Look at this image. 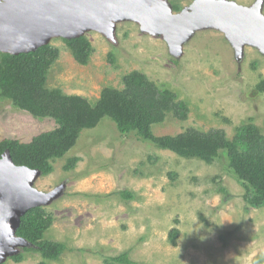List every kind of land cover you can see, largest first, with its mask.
<instances>
[{"label":"rangeland","instance_id":"374dc122","mask_svg":"<svg viewBox=\"0 0 264 264\" xmlns=\"http://www.w3.org/2000/svg\"><path fill=\"white\" fill-rule=\"evenodd\" d=\"M168 1L180 11L193 0ZM231 1L249 6L255 0ZM84 36L91 45L85 64L62 38L49 41L58 55L45 68L46 89L82 97L93 107L105 88L121 89L123 76L136 70L188 108L183 120L168 114L154 123V135L193 127L221 129L232 139L249 118L264 134V92L257 89L264 55L256 48L245 46L237 61L221 32L200 30L176 58L161 35L144 33L131 21L116 23L113 41L95 31ZM56 126L53 118L35 116L0 94V142L30 144ZM48 161L51 171L39 174L33 186L44 192L63 188L41 205L51 218L43 238L65 244L57 258L45 259L48 264H107L106 257L122 252L137 264H264V207L243 200L225 152L209 162L183 157L134 132L121 133L111 117L101 115L62 157ZM121 190L134 197L121 198ZM172 228L178 230L174 242L168 237ZM24 248L18 247L20 260L7 257L3 264L43 259Z\"/></svg>","mask_w":264,"mask_h":264},{"label":"trees","instance_id":"16d2710c","mask_svg":"<svg viewBox=\"0 0 264 264\" xmlns=\"http://www.w3.org/2000/svg\"><path fill=\"white\" fill-rule=\"evenodd\" d=\"M173 11L179 7L172 4ZM73 57L85 64L91 52V45L82 35L63 39ZM58 55L51 44L41 45L33 51L9 54L0 51V94L10 97L13 102L29 110L38 117H51L56 128L41 133L30 144L3 140L0 155L8 149L16 165H25L40 170L41 174L51 171L49 159L62 157L73 145L83 128L91 127L102 115H107L116 123L121 133L134 132L143 139L152 141L160 148L169 149L183 157H197L209 162L213 157L225 152L227 167L243 186V200L254 208L264 207V134L249 118L238 127L232 139H228L221 129L201 131L190 127L176 135L156 136L152 125L162 121L168 114L183 120L187 117V105L177 100L176 94L151 81L139 71L123 76L121 89L107 87L102 96L91 106L84 98L64 95L59 90H48L44 84L45 68ZM257 89L264 92V78ZM76 158H69L65 168H71ZM219 191L226 193L224 187ZM123 199L133 198L127 190L117 192ZM41 206L31 207L21 216L16 235L25 238L32 246L24 250H36L42 260L36 264H48L45 259L57 258L65 244L43 238V231L50 222ZM178 230L169 231V240L174 242ZM20 260L22 253L11 256ZM107 264H137L126 252L105 258ZM3 264V263H1Z\"/></svg>","mask_w":264,"mask_h":264},{"label":"water","instance_id":"95a60500","mask_svg":"<svg viewBox=\"0 0 264 264\" xmlns=\"http://www.w3.org/2000/svg\"><path fill=\"white\" fill-rule=\"evenodd\" d=\"M264 0L241 5L231 0H193L173 11L168 0H0V51H33L52 38H76L95 31L114 40L117 22L131 21L140 31L161 35L170 54L200 30L221 32L237 61L244 47L264 55ZM40 170L13 163L8 149L0 155V264L32 244L16 235L21 216L57 197L63 184L44 192L33 186Z\"/></svg>","mask_w":264,"mask_h":264}]
</instances>
